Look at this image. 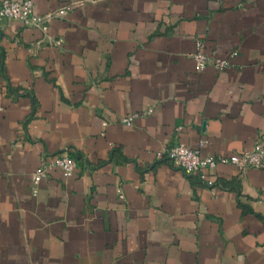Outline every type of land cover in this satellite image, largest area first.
Instances as JSON below:
<instances>
[{"label":"crops","instance_id":"1","mask_svg":"<svg viewBox=\"0 0 264 264\" xmlns=\"http://www.w3.org/2000/svg\"><path fill=\"white\" fill-rule=\"evenodd\" d=\"M32 1L68 13L0 22V264H264V169L156 155L264 138V0ZM198 40L232 66L198 71Z\"/></svg>","mask_w":264,"mask_h":264},{"label":"built area","instance_id":"2","mask_svg":"<svg viewBox=\"0 0 264 264\" xmlns=\"http://www.w3.org/2000/svg\"><path fill=\"white\" fill-rule=\"evenodd\" d=\"M67 13V8H62L59 11L44 15L36 11V6L32 0H0V22L3 20H18L25 27L39 28L43 31L48 30L50 18H61ZM57 44H60V40L57 41ZM236 56V51L230 55L231 58ZM192 57L198 71H203L208 67L222 71L232 66L230 58H220L215 54L206 52L204 44L200 40L197 41V50ZM147 113H151V110ZM138 116H140V113L136 112L122 117L121 121L131 125ZM156 155L158 158L168 159L187 174L198 176L206 184L213 186L214 181L210 177L215 174L219 164L235 166L240 170L248 168L264 169V138H258L251 148L231 155L204 156L200 147L193 148L183 142L166 144L156 152ZM50 167L57 168L66 177H72L77 169V161L68 154L57 155L50 162L44 161L32 173L34 194L37 193L38 184L47 175Z\"/></svg>","mask_w":264,"mask_h":264}]
</instances>
